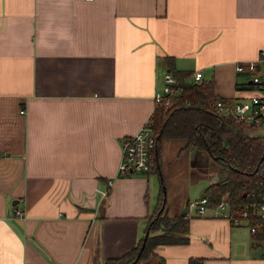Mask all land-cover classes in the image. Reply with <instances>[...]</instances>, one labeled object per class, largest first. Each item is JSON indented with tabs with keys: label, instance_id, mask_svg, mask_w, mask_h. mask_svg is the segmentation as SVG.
Listing matches in <instances>:
<instances>
[{
	"label": "crops",
	"instance_id": "obj_1",
	"mask_svg": "<svg viewBox=\"0 0 264 264\" xmlns=\"http://www.w3.org/2000/svg\"><path fill=\"white\" fill-rule=\"evenodd\" d=\"M262 49L264 0H0V264H102L135 246L160 192L150 168L118 175L121 139L150 119L169 64L229 106L253 89L236 63ZM188 235L154 252L264 264V240L213 210Z\"/></svg>",
	"mask_w": 264,
	"mask_h": 264
},
{
	"label": "trees",
	"instance_id": "obj_2",
	"mask_svg": "<svg viewBox=\"0 0 264 264\" xmlns=\"http://www.w3.org/2000/svg\"><path fill=\"white\" fill-rule=\"evenodd\" d=\"M170 60V57H167ZM172 75L178 80L181 93L170 105L156 102L150 119L156 144L152 149L151 171L160 170L162 141L174 139L179 144L177 155L190 151H205L214 162L216 180L203 190L211 201L218 202L225 194L230 207L248 209L247 224L254 227L253 234L264 240V218L256 205L264 194V133L258 126L233 119L230 113H217L210 106L219 96L214 93L213 79L190 80L193 72L176 69L169 64ZM160 194V193H159ZM160 206L163 199L158 197ZM155 212V214H156ZM154 214L143 248L141 238L123 254L105 259L102 264H164V258L154 252L160 244L185 243L189 240L188 218L183 214L163 216ZM163 224V228L159 227ZM154 225L160 228L158 231ZM157 259V260H156ZM188 264H203L199 257H191Z\"/></svg>",
	"mask_w": 264,
	"mask_h": 264
},
{
	"label": "built area",
	"instance_id": "obj_3",
	"mask_svg": "<svg viewBox=\"0 0 264 264\" xmlns=\"http://www.w3.org/2000/svg\"><path fill=\"white\" fill-rule=\"evenodd\" d=\"M264 49L260 51L256 60L241 61L236 63L237 71L248 72L251 76L253 89L248 96L234 101L227 105L222 97L213 101L210 108L217 112L230 113L233 119L243 121L248 125L260 126L264 120ZM193 81L199 82L202 78V71L196 70L193 75ZM181 93V87L178 80L170 71L163 74V82L160 88L154 93V101L164 102L170 105L172 100ZM156 140L152 128V120L149 119L135 133L125 136L121 139V160L118 166V175L124 176L133 172L145 171L151 167L152 149L155 147ZM111 183V180L109 179ZM262 201L257 204L256 210L264 218V194ZM207 210H213L216 214L228 217L233 223L237 224L242 218L247 217L248 210L242 208L233 210L226 197L218 202L211 201L206 195H202L190 200L187 205L185 216L203 215ZM17 216L23 217L20 209L14 210ZM254 231V227H252Z\"/></svg>",
	"mask_w": 264,
	"mask_h": 264
},
{
	"label": "rangeland",
	"instance_id": "obj_4",
	"mask_svg": "<svg viewBox=\"0 0 264 264\" xmlns=\"http://www.w3.org/2000/svg\"><path fill=\"white\" fill-rule=\"evenodd\" d=\"M190 80L193 81L192 76L190 77ZM261 131L264 132V120L262 121L261 126H258V128L255 130V132L257 133H260ZM178 144L179 143L174 139L163 140L162 141L163 147L160 157L161 160L160 170L150 172L148 174L151 178L150 185L152 186L154 184L156 186L157 191L160 192L159 194L160 200L163 199V204L165 205V207L164 209H162L163 207L161 206L160 207L161 210L160 211L158 210L157 212L154 209L153 212H151L150 215H148L147 227L151 225L153 221V218L151 217L154 216L155 212L156 214H159L162 211L161 214L163 216H168V217H172L175 214H180L179 209L182 208V206L185 208V204L187 203L186 204V209H187V205L190 200L205 195L203 194L204 188L210 182L216 180L217 178V173L213 172V168H212L214 167L215 164L210 158L208 160V155L206 154L205 151L197 152L193 150L188 152V155L184 153L183 155L178 156L177 155ZM107 183L111 184L112 180L111 183L109 182V180L107 181ZM226 196L227 195L224 194L221 197V199H223ZM187 198H189V200L185 203ZM149 202H150V206L154 208L156 202V196H154L152 189H150L149 192ZM159 203L157 205L158 207L160 206ZM172 212L173 214H171ZM242 223L247 224L246 217L242 218L241 221L237 224L232 222V224L234 225H239ZM157 226L158 225H154V227L159 231L160 230L159 227H162L163 224H161L159 227ZM249 228L250 231L253 233L254 231L252 230V227L249 226Z\"/></svg>",
	"mask_w": 264,
	"mask_h": 264
},
{
	"label": "water",
	"instance_id": "obj_5",
	"mask_svg": "<svg viewBox=\"0 0 264 264\" xmlns=\"http://www.w3.org/2000/svg\"><path fill=\"white\" fill-rule=\"evenodd\" d=\"M160 210H161V209H159V211H160ZM148 234H149V226L147 227V229H146V231H145V233H144V235H143L141 248H143V246H144V244H145V240H146Z\"/></svg>",
	"mask_w": 264,
	"mask_h": 264
}]
</instances>
